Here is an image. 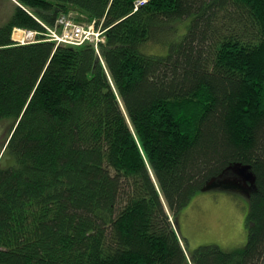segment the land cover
<instances>
[{"label": "trees", "instance_id": "trees-1", "mask_svg": "<svg viewBox=\"0 0 264 264\" xmlns=\"http://www.w3.org/2000/svg\"><path fill=\"white\" fill-rule=\"evenodd\" d=\"M14 1L0 264H264V0ZM70 12L104 30L98 49L46 39ZM236 165L254 174L246 245L188 254L164 201L176 215Z\"/></svg>", "mask_w": 264, "mask_h": 264}, {"label": "rangeland", "instance_id": "rangeland-1", "mask_svg": "<svg viewBox=\"0 0 264 264\" xmlns=\"http://www.w3.org/2000/svg\"><path fill=\"white\" fill-rule=\"evenodd\" d=\"M14 2V0H0V26L7 22L12 15ZM62 16L85 27L90 25L96 27L94 21L91 23L76 21L74 19L77 16L75 12ZM190 21L191 18L181 20L179 32L173 36L170 35L171 40L165 43L159 42L156 45L151 44L150 49L153 50L148 52L166 54L170 42L181 39L182 35L186 33ZM62 30L63 27L59 25L57 32H62ZM15 31L13 29V38L18 37L19 33L22 34L21 31ZM13 123L14 119L11 117L0 120V167H7L15 163L14 157L5 150L7 137ZM250 195L249 183L240 178L234 167H230L201 188L176 215L169 209L165 201L164 203L187 253L190 254L194 248L205 244H215L227 250L246 245L249 237L247 215L251 206Z\"/></svg>", "mask_w": 264, "mask_h": 264}, {"label": "built area", "instance_id": "built-area-1", "mask_svg": "<svg viewBox=\"0 0 264 264\" xmlns=\"http://www.w3.org/2000/svg\"><path fill=\"white\" fill-rule=\"evenodd\" d=\"M59 25L63 27L62 32H57ZM46 28L48 30V33H46V39L55 40L57 43L80 45L85 42H90L98 49L99 42L105 41V36L103 35L104 30L102 28H97L94 25L84 27L81 24L74 23L72 19L66 16H60L55 27H49L46 25ZM14 29L22 32V34L17 32L19 35L15 38L22 43L35 41L37 39L38 31L36 30L22 29L18 27H15Z\"/></svg>", "mask_w": 264, "mask_h": 264}, {"label": "water", "instance_id": "water-1", "mask_svg": "<svg viewBox=\"0 0 264 264\" xmlns=\"http://www.w3.org/2000/svg\"><path fill=\"white\" fill-rule=\"evenodd\" d=\"M236 170V173L240 175V178H242L245 182L251 183L254 181V174L250 170L249 165H236L233 166Z\"/></svg>", "mask_w": 264, "mask_h": 264}, {"label": "bare ground", "instance_id": "bare-ground-1", "mask_svg": "<svg viewBox=\"0 0 264 264\" xmlns=\"http://www.w3.org/2000/svg\"><path fill=\"white\" fill-rule=\"evenodd\" d=\"M69 16V15H68ZM76 23V22H75ZM85 27V26H84Z\"/></svg>", "mask_w": 264, "mask_h": 264}]
</instances>
